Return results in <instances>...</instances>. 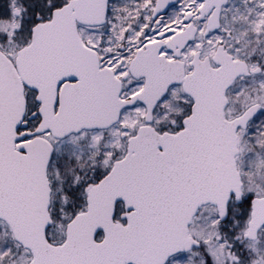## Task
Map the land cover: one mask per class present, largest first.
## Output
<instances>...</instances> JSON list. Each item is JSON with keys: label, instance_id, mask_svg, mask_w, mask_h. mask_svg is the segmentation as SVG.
Returning a JSON list of instances; mask_svg holds the SVG:
<instances>
[{"label": "snow or ice", "instance_id": "obj_1", "mask_svg": "<svg viewBox=\"0 0 264 264\" xmlns=\"http://www.w3.org/2000/svg\"><path fill=\"white\" fill-rule=\"evenodd\" d=\"M0 264H264V0H0Z\"/></svg>", "mask_w": 264, "mask_h": 264}]
</instances>
